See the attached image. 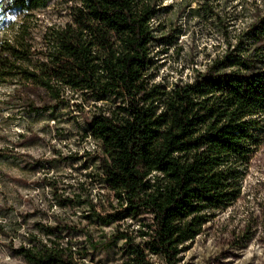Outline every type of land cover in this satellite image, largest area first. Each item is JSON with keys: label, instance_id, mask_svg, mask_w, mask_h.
<instances>
[{"label": "trees", "instance_id": "1", "mask_svg": "<svg viewBox=\"0 0 264 264\" xmlns=\"http://www.w3.org/2000/svg\"><path fill=\"white\" fill-rule=\"evenodd\" d=\"M51 1L0 0V25L6 13L23 19L0 41V86H11L7 101L31 115L68 108L77 98L106 107L82 118L84 137L99 147L83 157L96 163L118 208L101 215L90 200H70L46 186L60 207L85 203L102 225L149 215L140 224L147 229L144 244L126 233L103 242L85 234L91 247L123 240L124 264H153L149 255L178 264L181 248L240 197L249 161L264 141V0L233 37L230 18L216 10L219 0H199L225 49L191 82L169 88L146 78L152 44L176 32L154 35L159 0H67L68 20L48 28L38 50L28 18ZM189 7L182 13H192ZM11 155L0 150V157H17ZM54 220L56 229H75ZM41 229L33 224L27 242L6 247L25 264L81 263L70 244L37 240Z\"/></svg>", "mask_w": 264, "mask_h": 264}, {"label": "rangeland", "instance_id": "2", "mask_svg": "<svg viewBox=\"0 0 264 264\" xmlns=\"http://www.w3.org/2000/svg\"><path fill=\"white\" fill-rule=\"evenodd\" d=\"M262 1H218L216 10L231 20L230 37L244 29L254 5L261 6ZM159 2L158 13L150 23L154 35H165L169 28L176 32L170 40L152 44L146 78L151 85L169 88L191 82L196 71H202L223 52L225 44L199 0ZM187 5L192 13H182ZM71 6L67 0H53L28 18L38 50L44 48L41 42L46 30L68 20ZM22 20L17 13H6L0 25V41L11 38ZM11 89L0 86V150L17 156L0 157V264H25L6 245L17 248L27 242L33 224L42 228L35 233L37 240L49 238L70 244L79 252L80 264H124L123 240L107 248H93L85 234L93 242H103L113 234L126 233L144 244L147 229L140 224H148L149 215L139 213L136 220L126 217L102 225L85 203L60 207L46 186L54 184L57 194L70 200H90L101 215L118 208L113 194L104 188L96 163L83 157L84 151L97 153L99 147L84 137L82 118L106 107L77 98L68 108L31 115L7 101ZM32 160L39 163L35 165ZM55 218L75 229H56ZM147 257L153 264H163L157 256ZM178 259V264H264V141L249 161L240 197L204 224L200 234L181 248Z\"/></svg>", "mask_w": 264, "mask_h": 264}, {"label": "snow or ice", "instance_id": "3", "mask_svg": "<svg viewBox=\"0 0 264 264\" xmlns=\"http://www.w3.org/2000/svg\"><path fill=\"white\" fill-rule=\"evenodd\" d=\"M0 7H2V5H0Z\"/></svg>", "mask_w": 264, "mask_h": 264}]
</instances>
